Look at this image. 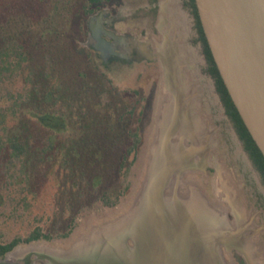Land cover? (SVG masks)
Segmentation results:
<instances>
[{
    "label": "rangeland",
    "instance_id": "1",
    "mask_svg": "<svg viewBox=\"0 0 264 264\" xmlns=\"http://www.w3.org/2000/svg\"><path fill=\"white\" fill-rule=\"evenodd\" d=\"M0 2H3L0 9V28L3 27V32L21 27L31 30L29 36L32 39L28 37V40L32 43L33 51L27 70L36 72L37 80L43 77L41 71L45 60L42 44H46V50L53 57V67L47 68L51 73L50 77L41 83L47 89L58 81L65 84L64 89L60 90L64 95L58 103L57 112L41 113L24 104L19 115L9 123L10 130L26 142L27 157L35 170L32 184L36 186L42 199L63 206L60 196L67 188L65 184L69 177L64 176L65 168L61 169L59 163L62 153H67L73 147L76 154L66 166V174L75 166L73 161L78 159V165L84 169L90 181L96 177L100 179L96 191L81 199L82 205L74 210L77 213V227L68 237L21 244L1 257L0 264H51L45 257L48 251H67L85 238L121 222L134 209L147 179L150 164L154 167L159 161L156 149L159 138L163 136L165 122L177 116L176 120L181 118L180 121L190 123L189 137H192L197 146L198 141L201 142L197 135L198 129L200 130L199 127L196 128L197 116L203 118L204 114L211 121L213 141L210 140L206 151L201 150L190 158V166L169 179L164 192L167 195L176 192L180 196L187 193L199 194L225 220L229 228L241 230L240 238L235 244L221 247L228 264H264V191L230 123L224 117L217 97H210L204 91L198 102H178L174 86L169 85L173 78H169L166 71L162 70L160 58L146 59L139 54L140 58L137 60L114 61L105 66L90 45L87 23L90 16L99 10H107L111 16L119 17L114 24L118 33L128 34L132 40L150 47L153 41H161V34L154 27L155 17L148 0H107L93 5V12L88 15L82 9L84 0ZM54 54L64 57L56 59ZM168 64L169 62L166 63L167 67ZM95 67L104 71L116 88L134 89L138 92L134 98V111L125 115L124 120H115V131H108L111 134L110 140L106 139L104 142L105 146L107 144V153L103 149L101 150L104 152H98L99 149L96 151L93 148L90 153V148L82 147L84 136L87 135V128L83 126L84 118L94 119L101 131L106 126V121L101 118L103 114L94 105L90 84L91 81H99ZM57 72L58 78L55 76ZM193 75V72L186 71L183 76L190 77V81H193ZM190 81L185 83L186 91L193 90L194 84L191 86ZM78 109L85 110L87 114L79 111L80 118L77 117ZM202 121L198 120L200 126ZM128 128L137 130L141 139L134 162L120 169L117 160L128 141ZM181 134L180 129L176 131V136ZM50 135L59 141L60 155L52 162L53 171L44 175L41 172L44 166L40 162L43 156L39 147L46 144V138ZM188 138L185 135L182 137L184 147H189L193 142ZM63 140L66 141L64 147ZM74 143L78 145L75 146ZM112 185L125 188L124 192L117 205L104 207L98 200V195ZM128 242L132 244L130 240Z\"/></svg>",
    "mask_w": 264,
    "mask_h": 264
},
{
    "label": "water",
    "instance_id": "2",
    "mask_svg": "<svg viewBox=\"0 0 264 264\" xmlns=\"http://www.w3.org/2000/svg\"><path fill=\"white\" fill-rule=\"evenodd\" d=\"M194 1L218 72L264 156V0ZM166 137L169 144L171 135ZM175 143L185 150L182 162L198 151L193 142L184 147L182 137ZM188 166L179 168L167 156L154 167L150 164L143 190L125 219L45 257L51 264H228L221 247L235 244L241 230L229 228L201 198L164 192L169 179Z\"/></svg>",
    "mask_w": 264,
    "mask_h": 264
},
{
    "label": "trees",
    "instance_id": "3",
    "mask_svg": "<svg viewBox=\"0 0 264 264\" xmlns=\"http://www.w3.org/2000/svg\"><path fill=\"white\" fill-rule=\"evenodd\" d=\"M103 1L107 0H84L82 9L88 15L93 12V5ZM2 7L3 2H0V9ZM196 15L200 37L203 40L204 50L211 64L210 70L215 78L216 90L224 105L226 114L231 119L245 150L260 172L264 183V156L252 139L230 98L210 52L197 12ZM0 29H2L0 32L1 258L21 244L41 240L53 241L68 237L77 227V222L75 221L77 213L74 210L77 206L82 205L81 199L83 200L86 195H91L96 191L95 189L100 184V179L96 177L90 181L86 177L87 174L84 169L78 165V159L75 158L73 161L75 166L70 169V172L68 171L69 174H66V166L70 164L72 157L76 154L73 147L67 153H62V159L59 163L61 169L65 168L63 172L64 176L68 175L69 177L66 179L65 184L67 188L62 191L60 196L63 206H60V203L55 204L40 197V192L32 184L35 170L31 166L30 159L27 157L26 142L17 133H13L10 130L9 123L19 115L24 104L30 105L33 110L41 113L51 111L54 114V112H57L58 103L64 95L60 90L64 89L63 86L65 84L62 81H58L57 84L47 89V86L41 83L45 78L50 77L51 73L49 74L47 68L53 67V57L46 50V44H42L43 58L45 60L43 62V71H41V76L43 77L37 80V73L33 70H27L33 51L32 43L28 40V37L32 39L29 36L31 34L30 29L21 27L5 32H3V27ZM60 56L61 54H54V58L56 59L60 58ZM61 57H64V55ZM95 68L98 72L99 81L97 83L91 81L90 83L93 89V100L94 105L99 109V113L103 114L101 118L106 121L105 128L107 127V129L104 128L101 131L94 119H89V117L88 119H83V126L87 128V135L86 137L84 136V145L82 147L86 149L90 148V153L93 149L96 151L99 149L98 152L103 149L106 152L108 148L107 144L106 146L104 145V142H106V139L110 140L111 136L108 131L114 132V121L117 119L124 120L125 115L131 114L134 111L136 105V99L134 98L138 94L137 90L134 89L116 88L112 79L104 71L100 68ZM58 75L59 72L55 74L56 78L59 77ZM66 88H68V85ZM80 110L78 109L77 115L79 118ZM80 113H86V111L82 110ZM96 135L99 137L97 138ZM126 136L128 141L123 146L124 150L118 155L117 160L120 169L134 162L135 153L141 139L138 131L131 128L126 130ZM58 142L56 137L50 135L46 138V144L39 147L40 154L43 156L40 162L44 166L41 172L44 175L53 171L51 167L53 165L52 162L60 155L61 146ZM64 145L66 146L65 140H63L62 146L64 147ZM74 145L76 146L78 143H74ZM100 156L102 157L103 154H100ZM124 189L121 186L112 185L100 192L98 200L104 207H114L119 202Z\"/></svg>",
    "mask_w": 264,
    "mask_h": 264
},
{
    "label": "flooded vegetation",
    "instance_id": "4",
    "mask_svg": "<svg viewBox=\"0 0 264 264\" xmlns=\"http://www.w3.org/2000/svg\"><path fill=\"white\" fill-rule=\"evenodd\" d=\"M148 1L155 17L154 27L157 32L161 34V41H159L160 44L159 42L153 41L150 47L140 41L132 40L128 34L118 33L115 30L114 24L119 17L115 15L111 16L107 10H99L90 16L87 23L91 47L96 50L102 64L105 66H107L109 62L114 61L131 62L133 60H137L140 58L139 54L146 59L151 57L160 58V61L162 62V70L164 72L166 71L169 78L170 76L173 78L171 79V83H169V85H173L175 93L177 92L176 101L179 100L185 104L194 100H197L196 102H198L201 100V95H203L204 91H206V95L210 97L216 96L222 107L224 117L230 123L234 135L239 142L250 166L257 174L260 185L264 191V183L260 172L257 170L245 150L243 142L238 136L231 119L226 114L224 105L216 90L215 78L210 70L211 64L205 53L203 40L200 37L195 1ZM168 62L169 64L167 67L166 63ZM186 71L191 73L193 72V81H190V77H184ZM188 80L192 82L191 86L194 84L192 91L185 90V83ZM199 81H201V83H199ZM176 86L177 88H175ZM178 88L180 89L178 90ZM169 90L172 91L171 88ZM198 105L200 106V103H198ZM176 118L177 116L169 121H166L163 125V136L159 138L157 143V159L160 161L162 157L164 158V156H167L170 160L175 159L177 164H180L179 168H182L190 163V159L185 162H182L183 160L181 161V155L185 150L182 149V145L175 142L184 135L187 138L189 137V134L191 135V124H188L185 121H180L181 118H179V116V120H176ZM201 119L203 121L200 126L198 120L200 121ZM198 127L200 130L198 129L199 132H197V135L199 139H201V142L198 141L199 143L196 146L192 137H189L188 139L193 141L194 147H198L197 152L199 153L201 150L206 151L210 140L213 141L214 134L211 128V121H209L205 114L203 115V118L201 116H197L196 128ZM179 129L183 134L176 136V131ZM167 134L171 135L169 144H167V137L164 138ZM195 196L204 200L201 195L195 193H187L186 195L180 197L187 199L188 197Z\"/></svg>",
    "mask_w": 264,
    "mask_h": 264
}]
</instances>
